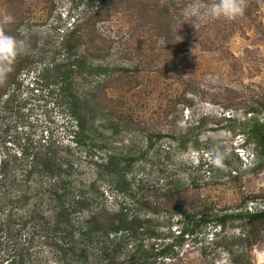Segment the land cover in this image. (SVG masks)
<instances>
[{
  "label": "rangeland",
  "instance_id": "obj_1",
  "mask_svg": "<svg viewBox=\"0 0 264 264\" xmlns=\"http://www.w3.org/2000/svg\"><path fill=\"white\" fill-rule=\"evenodd\" d=\"M176 1L171 43L180 50L175 64L185 72L172 75L164 71L169 44L138 24L133 10L96 20L100 0H0V12L21 16H13L15 34L24 29L30 45L0 80V264H59L52 224L62 204L80 195L94 208L114 212L122 203L150 220L154 235H141L136 244L145 258L173 249V258L160 264H228V251L243 249L237 239L249 231L246 220H231L220 231L212 219L201 224L185 215L192 213L191 202L211 216L264 209V168L253 169L258 159L245 140L249 111L264 95V34L244 14L210 20L197 31L182 16L190 0ZM253 5L264 26V0H245L246 11ZM88 16L94 17L92 34L83 25ZM75 25L84 36L68 50L66 35ZM25 57L29 67L10 86ZM66 71L62 82L57 75ZM74 113L84 117L81 144L73 139ZM214 151L227 154L214 163ZM110 155L124 165L133 201L116 192L105 164ZM231 170L240 175L227 176ZM138 182L157 190L159 199L178 184L190 204L143 208ZM152 193L146 195L154 203ZM186 227L194 233L182 238ZM259 235L248 250L252 264H264V224ZM132 247H121L115 264H125ZM97 250L93 244L88 264H100Z\"/></svg>",
  "mask_w": 264,
  "mask_h": 264
},
{
  "label": "trees",
  "instance_id": "obj_2",
  "mask_svg": "<svg viewBox=\"0 0 264 264\" xmlns=\"http://www.w3.org/2000/svg\"><path fill=\"white\" fill-rule=\"evenodd\" d=\"M100 2H103L101 7H97L96 11H93V15L98 17L96 20H99V18L109 12L117 13L121 8L128 11L133 10L136 13L135 21L138 24L148 26L150 31L155 32L157 36L163 38L167 45L169 44L167 47V59L165 60L166 64L164 71H169L172 75L175 70H177V74L185 72L182 71V69H178V66L175 64V60L179 55L180 50L176 49L174 42L171 43L173 40L171 27L174 22L171 11L172 7L178 3L176 0H168L167 3H159L154 0H100ZM253 7L252 10L248 9L246 11L245 9L244 15L247 16L250 24L261 32V34H264V26L259 19V10L256 5H253ZM13 16L16 20H19L21 17L18 13ZM93 18L94 17L92 16H88L83 22V25H86L87 27L85 29L86 32H89V24ZM17 26L18 23L16 24V22H13L4 27L8 34L17 36L15 34ZM90 33L91 31L89 34ZM83 36L84 34H81L78 30V26L75 25V27L66 35L65 42L67 43L66 46L68 50H72L75 47V43L83 38ZM18 58L16 62L18 61ZM27 67H29V59L25 57L23 63L20 62V66L16 65L14 69V71L16 70L14 78L8 84L10 86L14 85L18 74ZM76 67L82 69L81 64H77ZM189 67L192 66L187 65V69ZM92 71L102 72L104 70L96 68L92 69ZM68 75L69 71L59 72L57 78L59 77L62 82H66L68 80ZM62 82H60V84H62ZM65 89V87H62V91H65ZM2 95L3 93L0 95V99L2 98ZM261 111H264V95L259 101H257L256 106H252L249 111L252 117L245 138L246 142L251 144L254 148L253 151H255L258 159L256 165H253V169L255 168L256 170L264 168V118L258 116ZM74 118L75 128L77 130L76 133H74L75 136H73V139H75L77 144H81L79 137L85 130L84 117H81L80 114L76 115L74 113ZM47 156L48 155H45V159L41 161V164L43 165L44 170L48 173L50 172V169L47 168L49 162ZM105 164L112 174L111 179L113 180L112 183L114 184L116 192L124 196L126 199L132 200L135 193L131 190V184L125 179L126 170L125 167H122L124 165L121 166V160L110 155ZM232 172L237 176L240 175L231 170L226 171L227 176L232 177ZM176 185L167 188L161 193L160 198L163 200L161 201L159 196L155 195L157 190H151L149 187L144 188L145 185L138 182L137 191L142 192L140 199L142 202H136L143 208L144 206L148 208L150 207L151 210H158L164 205L173 206L172 209L179 208L186 203L189 205L190 200L188 192L183 191ZM189 185L191 187H197V184L194 181H191ZM150 191L153 192V197H155L154 203H151L149 197L146 195V192ZM200 204V202L199 204H197V202H191L192 213L191 215H187L186 213L188 217L185 215V218L191 219L199 217L198 222L201 224L212 219L214 222L212 228L220 231H222L227 222L231 220H246V227H248L249 231L247 235L245 234V236L238 237L237 239L238 244L241 245L243 249L238 253L229 250L228 252L231 254V257L228 264H252L248 250L250 247L254 246L260 238L259 230L260 226L264 224V209L261 210L256 208L254 212H250L249 207H247L248 209L244 212L225 215L219 213L211 216L206 214L208 211L207 207L200 206ZM134 210V213H130L129 207L122 203L119 204L117 211L114 212L107 209L104 205L96 206L94 208L92 199L83 195L72 198L67 205L63 203L62 207L56 212V219L52 224L54 230L58 231V236L54 241L58 253V263L88 264L93 244L97 246V252L99 255L98 259L101 260L99 262L100 264H115L114 261H116L118 257L117 253L121 247L127 248L132 243V249L128 250L126 256L122 259L125 261V264H160L165 260L173 258V249L169 252V250L167 251V249L164 248L156 249V253H154L151 258L139 256L141 253H139V245L136 244L139 241V237H141V235L152 237L154 232L150 229L149 224L151 221L140 218L136 211L137 209ZM80 215H82V218L79 217ZM191 233H194L193 230L186 227L182 228L179 235L184 238L189 237ZM212 242H214V239ZM140 247H142V244H140ZM151 250L154 251L155 249L152 247Z\"/></svg>",
  "mask_w": 264,
  "mask_h": 264
},
{
  "label": "clouds",
  "instance_id": "obj_3",
  "mask_svg": "<svg viewBox=\"0 0 264 264\" xmlns=\"http://www.w3.org/2000/svg\"><path fill=\"white\" fill-rule=\"evenodd\" d=\"M245 12V0H190L183 9L182 16L185 20H192L190 23L197 31L202 23L210 20L224 19L234 20L241 17ZM14 22L10 14L0 12V80L7 78L13 70L18 57L26 55L30 45L24 29L18 30L19 36L8 34L6 25ZM226 152H213V162H221Z\"/></svg>",
  "mask_w": 264,
  "mask_h": 264
},
{
  "label": "built area",
  "instance_id": "obj_4",
  "mask_svg": "<svg viewBox=\"0 0 264 264\" xmlns=\"http://www.w3.org/2000/svg\"><path fill=\"white\" fill-rule=\"evenodd\" d=\"M31 85H32V88H34L33 84H31ZM255 210H256V208L253 209L252 207H249V211H250V212H254Z\"/></svg>",
  "mask_w": 264,
  "mask_h": 264
}]
</instances>
